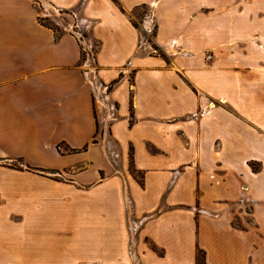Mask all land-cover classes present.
<instances>
[{
	"label": "crops",
	"instance_id": "1",
	"mask_svg": "<svg viewBox=\"0 0 264 264\" xmlns=\"http://www.w3.org/2000/svg\"><path fill=\"white\" fill-rule=\"evenodd\" d=\"M116 1L0 0V264H264V0Z\"/></svg>",
	"mask_w": 264,
	"mask_h": 264
},
{
	"label": "trees",
	"instance_id": "2",
	"mask_svg": "<svg viewBox=\"0 0 264 264\" xmlns=\"http://www.w3.org/2000/svg\"><path fill=\"white\" fill-rule=\"evenodd\" d=\"M113 1L117 2L116 0H113ZM140 6L143 7V6H145V4H142V5H140ZM138 8H139V6L135 7V8L132 10V14H134L133 12H134V11H137ZM143 17H144V16H143ZM142 19H143V18H142ZM132 22H133V24H134L135 26L137 25L136 20H133V19H132ZM139 22H140V21H139ZM45 24H47L48 26H51L52 28H54L50 23H45ZM16 168H19V167L17 166ZM27 169H29V170H39V168H33V167H29V166L27 167ZM130 171L132 172V174H135V173H136V171H135V169L133 168L131 162H130ZM196 262H197V264H202V263H204V253H203V251L200 250V249H198L197 252H196Z\"/></svg>",
	"mask_w": 264,
	"mask_h": 264
},
{
	"label": "rangeland",
	"instance_id": "3",
	"mask_svg": "<svg viewBox=\"0 0 264 264\" xmlns=\"http://www.w3.org/2000/svg\"><path fill=\"white\" fill-rule=\"evenodd\" d=\"M147 11H148L147 5L143 7L139 6L138 10L133 12L134 20H136V22L142 21V18H144L143 16H146ZM46 23H51L52 25H55L52 19L46 20ZM81 34L84 35V37L87 36L85 32L83 33L82 29H81ZM93 47L95 48V45H93Z\"/></svg>",
	"mask_w": 264,
	"mask_h": 264
},
{
	"label": "built area",
	"instance_id": "4",
	"mask_svg": "<svg viewBox=\"0 0 264 264\" xmlns=\"http://www.w3.org/2000/svg\"><path fill=\"white\" fill-rule=\"evenodd\" d=\"M72 32H73L74 34H76V36H77L80 40H83L84 38H86V37H84V35L81 34V30H80V28H79V26H78L77 24H74V25L72 26ZM83 33H84V32H83ZM84 53L87 54V55H90V54H91V50H90V48H85V49H84ZM207 58H211V56L208 55Z\"/></svg>",
	"mask_w": 264,
	"mask_h": 264
}]
</instances>
